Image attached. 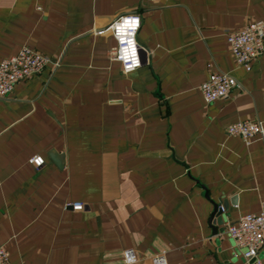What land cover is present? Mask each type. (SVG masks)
<instances>
[{
	"label": "crops",
	"instance_id": "1",
	"mask_svg": "<svg viewBox=\"0 0 264 264\" xmlns=\"http://www.w3.org/2000/svg\"><path fill=\"white\" fill-rule=\"evenodd\" d=\"M125 13L142 19L143 63L130 72L110 56L111 30L98 32ZM257 19L264 0H0V61L26 45L52 59L0 98L11 264H264V248L246 258L227 232L264 204V131L227 130L264 128V52L247 69L227 39ZM216 70L238 84L207 101Z\"/></svg>",
	"mask_w": 264,
	"mask_h": 264
},
{
	"label": "built area",
	"instance_id": "2",
	"mask_svg": "<svg viewBox=\"0 0 264 264\" xmlns=\"http://www.w3.org/2000/svg\"><path fill=\"white\" fill-rule=\"evenodd\" d=\"M133 21H136L135 26L132 24ZM141 24L142 19L138 13H125L119 15L108 27L98 30L101 33L111 30L116 41L110 49V56L121 62L125 72L135 70L143 63L141 45L137 38ZM227 39L237 63L251 69L253 59L264 52V19H257L239 29L228 31ZM125 49L129 51L126 53ZM133 53L135 62L132 58ZM51 61L49 55L27 45L16 54L1 59L0 98L9 96L18 81L41 71ZM237 84L238 79L232 73L216 70L202 82L201 89L207 101H214L227 96ZM227 130L230 134L250 138L263 132L264 128L261 121L242 119L230 123ZM31 161L41 166L45 158L41 154H36ZM68 205L75 209L84 208L82 201H72ZM220 206L224 210V206ZM227 232L234 239L239 253L246 258L255 257L257 261H261L259 253L264 248V204L260 211L243 213L237 220L229 222ZM124 256L127 262L137 260L132 248L126 249ZM152 261L154 264H167L164 254L153 255ZM0 264H11L10 251L3 245L0 246Z\"/></svg>",
	"mask_w": 264,
	"mask_h": 264
},
{
	"label": "water",
	"instance_id": "3",
	"mask_svg": "<svg viewBox=\"0 0 264 264\" xmlns=\"http://www.w3.org/2000/svg\"><path fill=\"white\" fill-rule=\"evenodd\" d=\"M217 217L216 219L214 217ZM212 220L214 222L219 221L220 223H222L224 221L223 218V209L221 208V206L219 204H215L213 213H212Z\"/></svg>",
	"mask_w": 264,
	"mask_h": 264
},
{
	"label": "clouds",
	"instance_id": "4",
	"mask_svg": "<svg viewBox=\"0 0 264 264\" xmlns=\"http://www.w3.org/2000/svg\"><path fill=\"white\" fill-rule=\"evenodd\" d=\"M132 24L135 26V24H136V21H133L132 22ZM131 43V42H130ZM129 50L128 49H125V52L127 53ZM133 60H134V62H135V55H134V53H133Z\"/></svg>",
	"mask_w": 264,
	"mask_h": 264
},
{
	"label": "snow or ice",
	"instance_id": "5",
	"mask_svg": "<svg viewBox=\"0 0 264 264\" xmlns=\"http://www.w3.org/2000/svg\"><path fill=\"white\" fill-rule=\"evenodd\" d=\"M39 162V161H38Z\"/></svg>",
	"mask_w": 264,
	"mask_h": 264
}]
</instances>
